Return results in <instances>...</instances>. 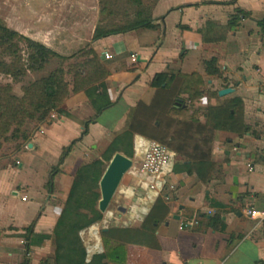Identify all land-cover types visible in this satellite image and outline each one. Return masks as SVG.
Returning <instances> with one entry per match:
<instances>
[{"label":"crops","instance_id":"0c3cea01","mask_svg":"<svg viewBox=\"0 0 264 264\" xmlns=\"http://www.w3.org/2000/svg\"><path fill=\"white\" fill-rule=\"evenodd\" d=\"M150 13L154 28L92 40L95 23L74 43L105 66L109 106L96 114L83 90L71 92L61 113L0 156V264H264V0H155ZM38 40L60 55L72 45ZM212 58L218 74L206 71ZM160 72L174 76L167 90L183 101L185 110L171 104L172 113L204 123L205 108H229L248 131H215L206 182L172 172L168 201L122 193L124 206L109 205L91 225L77 232L58 226L73 183L83 191V164L123 153L105 154L117 136L149 139L124 130L131 108L150 106L165 92L150 85ZM224 88L232 90L220 95ZM251 209L261 215L249 216ZM191 219L197 224L184 227ZM111 226L125 230L111 237L119 246L107 259L99 231ZM91 242L99 249L87 254Z\"/></svg>","mask_w":264,"mask_h":264},{"label":"trees","instance_id":"16d2710c","mask_svg":"<svg viewBox=\"0 0 264 264\" xmlns=\"http://www.w3.org/2000/svg\"><path fill=\"white\" fill-rule=\"evenodd\" d=\"M127 2L135 7L133 17L131 19L126 17L125 21L118 23L97 24L93 30L92 40L156 26L151 17L150 8L144 6L143 0H127ZM21 41H25L28 49L31 50L26 58L19 53V42ZM0 55L10 58L9 60L0 58V73L13 77L23 76L30 69L41 68L42 57L47 60L49 57L63 58L43 43L6 26L2 21H0ZM86 55L87 58L78 65L84 71H71V84L65 79L66 73L70 71H64L62 67H59L47 76L40 77L22 87L21 97L11 93L10 85H0V136H4L12 125H22L26 119L44 121L51 111L61 113V103L71 92L83 90L90 98L96 114L109 106L110 101L103 82L107 70L92 49H88ZM215 63L214 58L205 62V68L209 74H218ZM173 78L174 76H169L165 72L154 75L150 85L159 90H165V92L150 106L138 102L134 108H131L127 113L124 131L139 134L166 145L177 154L172 172L194 174L198 180L206 182L215 164L212 158L215 131L228 128L243 133L248 131V127L236 118L229 108H205L206 121L204 123L200 122L194 114L172 113L171 109L174 110L175 105L178 110H185L182 106L183 101L176 98L174 89L167 90L168 83ZM171 104H173L172 108ZM90 121L83 122L82 135L86 133ZM69 148L68 146L63 151L59 162L62 161ZM113 152L111 151V154ZM109 158L106 156L107 160ZM94 163L98 164V161ZM80 174L82 176V173ZM99 176L100 174L91 175L90 180L97 183ZM78 185V181L73 183L65 207L58 219V226H65L69 232H77L80 228L89 226L102 218V213L95 208L99 194L79 191ZM31 230L29 227V232ZM123 230L125 229L109 227L101 231V240L105 248L103 257L110 259L113 253L115 255L119 244L112 245L110 239L115 232H123Z\"/></svg>","mask_w":264,"mask_h":264},{"label":"rangeland","instance_id":"374dc122","mask_svg":"<svg viewBox=\"0 0 264 264\" xmlns=\"http://www.w3.org/2000/svg\"><path fill=\"white\" fill-rule=\"evenodd\" d=\"M154 1L143 0L144 6L151 10ZM134 10L135 7L129 4L127 0H0V21L6 26L37 41H39L38 39H53L56 44L62 41L72 44L64 51L66 53L61 55L63 58L49 57L47 60L42 57V67L30 69L23 76L13 77L0 73V85H10L11 93L21 97L23 95L22 87L29 85L40 77L47 76L52 70L59 67H62L64 71H70L66 73L65 79L71 84V71H84L78 65L87 58V55L84 56V54L88 51L87 45L83 48H76L74 43L77 40L81 41L88 38L89 29L95 23L97 25L99 23L110 24L125 21L126 17L129 19L133 17ZM19 47V53L23 58H26L27 53L31 52L27 47V43L21 41L19 42ZM1 57L6 60L10 59L0 55ZM54 112L51 111L46 119L52 118L51 114ZM39 122L41 121L36 119H26L20 126L12 125L4 136H0V156L9 153L15 148ZM108 149V153L114 149L121 150L123 154L133 159V166L140 164V161L136 160L133 136L130 134L117 136L115 146L110 145ZM94 161H98V164L94 163ZM108 162L109 160H91L83 164L88 165L83 170L82 180L80 181L82 183L80 184L81 188L85 193H98L100 197L98 182H90V176L98 173L101 177ZM128 188L134 192H130L128 194L130 196L143 195V190L137 187V179H132L129 171L123 176L111 200V207L116 205L124 206L123 201L125 200L122 198V193L123 190ZM99 234H101V231H99ZM93 244L91 242L90 245Z\"/></svg>","mask_w":264,"mask_h":264},{"label":"built area","instance_id":"2783aa9c","mask_svg":"<svg viewBox=\"0 0 264 264\" xmlns=\"http://www.w3.org/2000/svg\"><path fill=\"white\" fill-rule=\"evenodd\" d=\"M111 56L107 52L104 53L105 58ZM134 152L136 157H139L140 164L132 166L129 172L132 177L137 179V187L143 190L141 199L144 201H152L156 197H162L166 201L171 199L174 185L169 182V176L172 173L177 154L161 142L143 138L134 142ZM130 192H133L130 188L123 190V194L128 195ZM145 211L146 207L143 206L142 212ZM247 214L251 217L261 215L259 211L254 209L248 210ZM194 224H197V220L191 219L184 222L183 226L190 227ZM98 249L97 244L86 246L87 254Z\"/></svg>","mask_w":264,"mask_h":264},{"label":"water","instance_id":"95a60500","mask_svg":"<svg viewBox=\"0 0 264 264\" xmlns=\"http://www.w3.org/2000/svg\"><path fill=\"white\" fill-rule=\"evenodd\" d=\"M231 90L230 88H224L219 91V94L223 95ZM132 166L133 159L121 152H115L110 158L98 182L100 198L97 206L101 213L107 211L123 176Z\"/></svg>","mask_w":264,"mask_h":264}]
</instances>
